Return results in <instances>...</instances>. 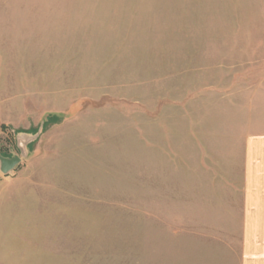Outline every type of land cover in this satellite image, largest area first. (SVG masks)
I'll return each mask as SVG.
<instances>
[{
  "label": "rangeland",
  "instance_id": "rangeland-1",
  "mask_svg": "<svg viewBox=\"0 0 264 264\" xmlns=\"http://www.w3.org/2000/svg\"><path fill=\"white\" fill-rule=\"evenodd\" d=\"M264 134V0H0V264H238Z\"/></svg>",
  "mask_w": 264,
  "mask_h": 264
},
{
  "label": "crops",
  "instance_id": "crops-1",
  "mask_svg": "<svg viewBox=\"0 0 264 264\" xmlns=\"http://www.w3.org/2000/svg\"><path fill=\"white\" fill-rule=\"evenodd\" d=\"M238 264H264V134L244 142Z\"/></svg>",
  "mask_w": 264,
  "mask_h": 264
}]
</instances>
